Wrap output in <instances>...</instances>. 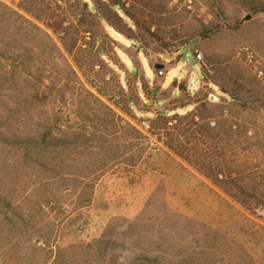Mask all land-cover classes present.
<instances>
[{"label": "rangeland", "instance_id": "rangeland-1", "mask_svg": "<svg viewBox=\"0 0 264 264\" xmlns=\"http://www.w3.org/2000/svg\"><path fill=\"white\" fill-rule=\"evenodd\" d=\"M0 3V264H264V0Z\"/></svg>", "mask_w": 264, "mask_h": 264}, {"label": "trees", "instance_id": "trees-1", "mask_svg": "<svg viewBox=\"0 0 264 264\" xmlns=\"http://www.w3.org/2000/svg\"><path fill=\"white\" fill-rule=\"evenodd\" d=\"M85 3H87V2L85 1ZM0 5H4V4L0 3ZM115 7L122 9V6H120L119 4H116ZM183 117L184 118L189 117L190 124L194 123V114L193 113L184 114ZM161 119H164V117H162ZM194 131H196V133L205 134V135L207 133H211V130H209L208 128H206L204 126H197ZM215 133H219V132L216 131ZM211 136L213 137V135H211ZM205 167L210 168L211 165L208 164L207 166H204V168ZM215 168H216L214 171L215 175L219 172L224 173L221 179H218L216 176H214L212 178V180H214L217 185L223 187L224 190H226V191H229L230 188H234L237 192H240L241 196L238 197L237 200L240 201L242 204H247L248 206L257 207L259 209L264 210V194L263 195L262 194H257V195L256 194H250V195H248L246 193V191L248 190L247 189L248 183H246L244 181L241 182V178H239L240 177L239 171H238L239 169L234 168L235 173L231 174L232 168H228V167L224 168L219 163L215 165ZM207 172L206 173L211 176L210 170H208ZM255 182H257V180H255V178H253L252 181L249 183L251 185V187L257 188V186H254ZM256 184H259V182H257Z\"/></svg>", "mask_w": 264, "mask_h": 264}, {"label": "built area", "instance_id": "built-area-1", "mask_svg": "<svg viewBox=\"0 0 264 264\" xmlns=\"http://www.w3.org/2000/svg\"><path fill=\"white\" fill-rule=\"evenodd\" d=\"M195 59H196L197 61H201V60H202V54H201V52L198 51V52L195 53ZM158 72L161 73V70H158ZM259 75H262V77L264 78V71L260 70V71H259ZM209 96H212L213 99H216V98H217V97H216L214 94H212V93H209ZM140 126H141V127H146V126H147V122H146V120H141V121H140Z\"/></svg>", "mask_w": 264, "mask_h": 264}, {"label": "water", "instance_id": "water-1", "mask_svg": "<svg viewBox=\"0 0 264 264\" xmlns=\"http://www.w3.org/2000/svg\"><path fill=\"white\" fill-rule=\"evenodd\" d=\"M246 18H248V15L244 17V19H246ZM155 66H156V67H160L161 64H156Z\"/></svg>", "mask_w": 264, "mask_h": 264}]
</instances>
